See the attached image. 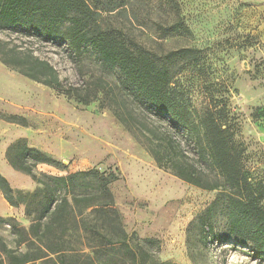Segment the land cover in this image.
<instances>
[{
	"label": "rangeland",
	"instance_id": "1",
	"mask_svg": "<svg viewBox=\"0 0 264 264\" xmlns=\"http://www.w3.org/2000/svg\"><path fill=\"white\" fill-rule=\"evenodd\" d=\"M176 1L178 15L164 0H113L107 6L105 0H88L101 9L102 28L117 30L129 44L160 56L182 49L199 52V60L184 67L173 87L195 119L208 109L222 112L243 171L264 208V0ZM177 21L188 31L169 37L157 31V24L168 27ZM0 53L11 62L16 59L18 68L32 62L29 56L48 62L66 86L114 80L94 54L78 59L67 43L0 31ZM139 116L150 128L171 134L190 160L198 159L184 130L151 114ZM21 139L57 164L38 165L39 176L89 170L115 176L110 190L124 229L157 264H264V256H254L252 244L231 234L225 202L212 206L221 189L193 186L161 168L100 102L84 106L0 61V175L14 190L33 193L39 184L6 159L7 149ZM10 217L30 225L24 206L11 207L0 191V218ZM0 236L14 246L9 227L0 224Z\"/></svg>",
	"mask_w": 264,
	"mask_h": 264
},
{
	"label": "trees",
	"instance_id": "2",
	"mask_svg": "<svg viewBox=\"0 0 264 264\" xmlns=\"http://www.w3.org/2000/svg\"><path fill=\"white\" fill-rule=\"evenodd\" d=\"M105 1L107 6L113 0ZM164 1L178 15L177 1ZM100 10L88 0H0V31L67 43L78 59L94 54L103 69L113 74V81L86 80L76 88L64 85L57 71L37 58L29 56L32 62H22L21 68L16 59L11 62L2 53L0 61L84 106L100 102L140 140L161 168L193 186L221 189L212 206L225 202L231 234L252 244L255 257L264 256V208L243 171L240 154L221 120L222 112L208 109L195 119L173 87L184 67L199 60V52L182 49L160 56L145 46L129 44L117 30L102 28ZM157 31L169 37L188 29L177 21L168 27L157 24ZM138 113L169 120L184 130L198 159L190 160L180 142L144 124ZM6 159L40 187L33 193L17 191L0 175L5 200L13 208L24 206L30 219L25 227L14 217L0 218V224L9 227L14 244L9 246L0 236V264H157L136 236L124 229L110 190L115 176L98 170L39 176L35 173L38 165L57 164L23 139L7 149ZM204 166L215 177H209Z\"/></svg>",
	"mask_w": 264,
	"mask_h": 264
}]
</instances>
